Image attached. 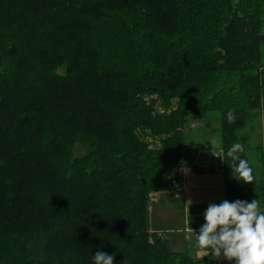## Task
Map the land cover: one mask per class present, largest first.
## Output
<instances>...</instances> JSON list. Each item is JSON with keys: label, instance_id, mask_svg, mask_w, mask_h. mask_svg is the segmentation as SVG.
I'll use <instances>...</instances> for the list:
<instances>
[{"label": "trees", "instance_id": "obj_1", "mask_svg": "<svg viewBox=\"0 0 264 264\" xmlns=\"http://www.w3.org/2000/svg\"><path fill=\"white\" fill-rule=\"evenodd\" d=\"M263 109L264 0H0V264H209L149 206L202 170L185 130L217 112L225 200L264 209V146L256 167L239 135Z\"/></svg>", "mask_w": 264, "mask_h": 264}, {"label": "rangeland", "instance_id": "obj_2", "mask_svg": "<svg viewBox=\"0 0 264 264\" xmlns=\"http://www.w3.org/2000/svg\"><path fill=\"white\" fill-rule=\"evenodd\" d=\"M239 135L247 139L246 154L250 163L259 166L263 156L262 144L264 146V111L261 117H252ZM185 136L187 146L198 149L194 165L204 171L197 173L183 163L173 192L156 194L155 201L149 206L148 216L150 228L160 227L171 232L169 238L175 252L188 250L189 255H195V234H189L186 243L182 239L186 238L189 229L199 231L205 222L204 212L209 204L225 200L220 114L212 112L205 120L192 123L186 128ZM76 149L75 157L85 155L83 149Z\"/></svg>", "mask_w": 264, "mask_h": 264}, {"label": "clouds", "instance_id": "obj_3", "mask_svg": "<svg viewBox=\"0 0 264 264\" xmlns=\"http://www.w3.org/2000/svg\"><path fill=\"white\" fill-rule=\"evenodd\" d=\"M232 123L233 112L226 114ZM244 146L233 143L227 150V157L233 178L241 184H252L253 169L241 156ZM204 223L194 233V251L206 252L203 257L210 260L223 258L229 264H264V209L257 199L252 201L224 200L209 204L204 212ZM92 264H114V256L103 251L92 254Z\"/></svg>", "mask_w": 264, "mask_h": 264}, {"label": "crops", "instance_id": "obj_4", "mask_svg": "<svg viewBox=\"0 0 264 264\" xmlns=\"http://www.w3.org/2000/svg\"><path fill=\"white\" fill-rule=\"evenodd\" d=\"M264 111V109L262 110V112ZM262 112H261V116H262ZM260 116V117H261ZM203 168H205V167H203ZM223 169H224V167H223ZM202 171H204L203 169L202 170H195V172H197V173H200V172H202ZM224 197H225V195H224ZM154 201H155V199H154ZM153 201V202H154ZM150 229H152V231H157V232H159V233H161L162 232V234L169 240V242H170V246H171V249L175 252V250L173 249V244H172V241H171V239L169 238V233H171V232H169L168 230H165V229H163V228H160V227H156V228H150ZM186 230H188V228L186 229ZM185 230V231H186ZM193 231H195L196 233L198 232V230H191V229H189V231L188 232H186V238H183L182 239V241H185V243H186V241L188 240V238H187V236H189V234H194L195 232H193ZM176 242V241H175ZM174 242V243H175ZM177 243V242H176ZM177 253H187L188 254V250H185V251H183V252H178V251H176ZM175 252V253H176ZM204 255H206V254H204V253H199V254H195V255H190V256H192V257H194V258H197V259H201V257L202 256H204ZM205 258H207V257H203L202 259H205ZM210 259L208 260V262L210 263Z\"/></svg>", "mask_w": 264, "mask_h": 264}, {"label": "water", "instance_id": "obj_5", "mask_svg": "<svg viewBox=\"0 0 264 264\" xmlns=\"http://www.w3.org/2000/svg\"><path fill=\"white\" fill-rule=\"evenodd\" d=\"M209 264H226V262L223 258H221L219 260H211Z\"/></svg>", "mask_w": 264, "mask_h": 264}]
</instances>
